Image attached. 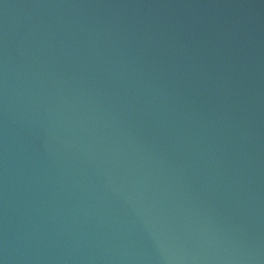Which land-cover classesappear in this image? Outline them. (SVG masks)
Segmentation results:
<instances>
[{
	"label": "water",
	"instance_id": "obj_1",
	"mask_svg": "<svg viewBox=\"0 0 264 264\" xmlns=\"http://www.w3.org/2000/svg\"><path fill=\"white\" fill-rule=\"evenodd\" d=\"M0 264H264V0H0Z\"/></svg>",
	"mask_w": 264,
	"mask_h": 264
}]
</instances>
